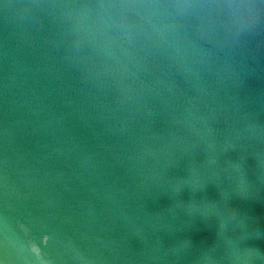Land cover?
<instances>
[{
    "label": "water",
    "instance_id": "water-1",
    "mask_svg": "<svg viewBox=\"0 0 264 264\" xmlns=\"http://www.w3.org/2000/svg\"><path fill=\"white\" fill-rule=\"evenodd\" d=\"M0 264H264V0H0Z\"/></svg>",
    "mask_w": 264,
    "mask_h": 264
}]
</instances>
